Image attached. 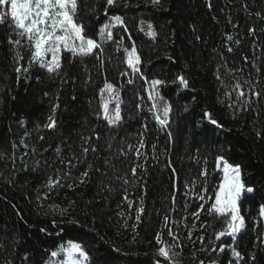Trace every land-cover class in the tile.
<instances>
[{
    "label": "trees",
    "instance_id": "16d2710c",
    "mask_svg": "<svg viewBox=\"0 0 264 264\" xmlns=\"http://www.w3.org/2000/svg\"><path fill=\"white\" fill-rule=\"evenodd\" d=\"M115 15L125 25L114 27L112 40H101L99 28ZM75 19L101 47L85 57L63 51L58 73L32 60L30 42L10 21L0 25V264H50L51 252L70 242L82 246L89 264H264L257 246L264 205V0H116L112 6L77 0ZM141 20L153 26L154 37ZM133 44L144 77L166 82L157 102L161 115L171 105L166 128L149 111L144 80L124 62L123 49ZM106 82L121 102L116 125L102 116ZM237 82L245 92L239 99ZM250 89L260 95L245 103ZM52 120L55 127H47ZM221 155L255 189L239 200L244 230L236 239L216 240L226 225L209 212ZM202 193L203 224L190 243L193 214L202 205L195 197ZM157 235L177 245L172 261L158 256Z\"/></svg>",
    "mask_w": 264,
    "mask_h": 264
},
{
    "label": "snow or ice",
    "instance_id": "6c2138e0",
    "mask_svg": "<svg viewBox=\"0 0 264 264\" xmlns=\"http://www.w3.org/2000/svg\"><path fill=\"white\" fill-rule=\"evenodd\" d=\"M116 0H106L107 6L114 5ZM153 4H158L160 0H152ZM10 6V10L3 11L0 10V25L5 24L10 21V27L13 31H17V35L21 38L26 37L30 42V46L33 48L32 60L37 62L43 68L47 70L48 73H58L62 67V51H67L73 56L85 57L94 53V51L101 47L97 40L89 38L84 34V26L81 23H77L75 17L77 13V0H0V9ZM210 6V5H209ZM105 15L107 16V11L105 10ZM145 22L140 21L143 25ZM124 26L125 22L123 17L119 15L112 16L108 23L103 24L99 28L100 39L103 40L105 35L108 40H112V28L114 26ZM126 27V26H125ZM152 25L149 23V34L153 37L156 35L152 31ZM254 31V30H252ZM199 39V37H197ZM230 40L231 37L229 36ZM8 42L10 44H19L20 41H13L9 38ZM117 50H120L119 48ZM125 53V63L127 68L131 70L133 76L139 74L140 78L144 80L145 84L148 85L146 89L148 91V99L152 101V106L149 111L153 112L154 118L157 123L166 128L169 123V116L171 112V105L165 104L163 107V112L158 110V101L163 100L160 95L159 88L165 85V81L161 79L148 80L144 77L141 72L140 65L142 63L141 57L133 44L131 48H124ZM229 51L231 49L229 48ZM99 58V57H98ZM16 72L21 71V67H17ZM123 77H127L129 73L127 71L120 74ZM179 85L187 89L189 82L181 75L178 78ZM219 79V76L217 77ZM128 83H133L132 79L128 80ZM233 90L237 92L238 99L245 96L244 90L241 88L239 82H237ZM101 97L103 99V93L107 91L109 93V98L103 100V118L108 122L109 125H116L122 120L120 105L118 100V93L116 88L111 83H105L104 88L101 90ZM249 99L245 103L250 102L252 96L259 97L260 93L252 91L250 89ZM226 95H231V93H226ZM112 99L117 100L114 113L109 112V103ZM231 107V105H230ZM204 116L213 125H218V122L212 119L211 114L205 112ZM47 127H55V121L52 120ZM171 134L169 133V136ZM99 137L97 136V139ZM42 139V137H41ZM143 141L141 140L140 146L135 149V155L137 158L141 155V148H143ZM131 148V146H129ZM84 153H87L89 149L85 147L83 149ZM95 152V147L92 148ZM71 163V161L69 162ZM217 167L224 173L223 183L220 184L219 190L215 194L214 203H212L209 212L214 213L222 217V223L226 227L215 233L216 240H220L225 235L235 237L237 233L241 232L244 228V218L240 215L239 211V200L241 196L245 193H253L255 189L253 187H247L242 180L241 168L239 165L233 166L229 164L223 155L216 158ZM222 165V168L220 167ZM139 166V165H137ZM131 174L133 177L136 176V166L131 169ZM83 176H87L88 173L84 172ZM202 175H207L206 170ZM58 183V181H57ZM83 183V180H81ZM124 183L127 184L128 180L125 178ZM206 192V189L202 190ZM127 199V196L124 197ZM198 199L204 200L205 196L200 194ZM211 199V197L209 198ZM131 201L129 206H131ZM173 203L175 200L173 199ZM203 206L201 205V210ZM140 213L143 212L141 207L138 210ZM193 215L199 216V213H194ZM260 215L264 217V205L260 206ZM137 220L140 216L137 215ZM165 227H168V217H164ZM168 235L172 236L173 239L177 237L173 234L172 230L168 229ZM190 235V234H189ZM200 241H203V237H199ZM158 243L162 246L158 250V256L164 258L167 261H172L175 255L172 249L177 247V245H169L161 240L160 235L156 236ZM215 251V249H213ZM60 252L65 253L68 257L66 264H89V255L79 243L70 242L67 247H61ZM172 253V255H170ZM58 252H51V256L56 257ZM234 256L237 260L243 259L240 252L234 251ZM255 260V256L251 257ZM155 264H160V260L157 259ZM173 264L175 262L173 261ZM200 264H204L203 261Z\"/></svg>",
    "mask_w": 264,
    "mask_h": 264
},
{
    "label": "rangeland",
    "instance_id": "374dc122",
    "mask_svg": "<svg viewBox=\"0 0 264 264\" xmlns=\"http://www.w3.org/2000/svg\"><path fill=\"white\" fill-rule=\"evenodd\" d=\"M151 3H153L152 2V0H149ZM7 9L8 10H10V6H8L7 7ZM117 26H119V25H117ZM146 26H148V24L147 25H141V29H145V27ZM114 27H116V26H114ZM114 27L111 29L112 30V32H113V29H114ZM152 31H154L153 30V28H152ZM148 32V34H149V30L147 31ZM150 35V34H149ZM151 37H153L152 35H150ZM131 48V47H130ZM129 48V49H130ZM63 52V51H62ZM37 63V62H36ZM38 64V63H37ZM39 65V64H38ZM40 67H42L41 65H39ZM43 68V67H42ZM45 69V68H44ZM147 88H148V85H147ZM118 93V92H117ZM147 94H148V91H147ZM109 98V93L107 92V91H105L104 93H103V100L104 99H108ZM118 100H119V105H120V98H119V95H118ZM116 104H117V100L116 99H112L111 100V102L109 103V112L110 113H114V109H115V107H116ZM102 116H103V108H102ZM221 168H222V165L220 166ZM216 170H217V172H220V174H221V181H220V183H219V185H218V187H217V190H216V192L219 190V186H220V184H222L223 183V179H224V173L220 170V168H218L217 167V164H216ZM202 195H204L205 196V199L204 200H200V199H198V196H196L195 197V195H191V196H194L196 199H197V201L198 202H200L201 204H202V206L204 207L206 204H207V196L204 194V193H202ZM244 195V194H243ZM242 195V196H243ZM241 196V197H242ZM214 203V202H213ZM202 212V210H200L198 213H199V216L197 217H195V223H194V225H193V227L191 228V230L189 231V234H188V240H189V242L191 243V242H194L195 240H196V233H197V231L201 228V226H202V221H201V218H200V213ZM207 212H208V210H207ZM259 215H260V212H259ZM260 218L262 219V221H263V232H262V234H261V236L259 237V239H258V241H257V246L259 247V248H261V249H263L264 250V217H262L261 215H260ZM243 230H244V228L243 229H241V232L240 233H242L243 232ZM240 233H237L236 235H235V237H232V238H234V239H236L239 235H240ZM231 237V236H230ZM69 245V243L67 244V246ZM66 246V247H67ZM68 260V257H67V255L65 254V253H62V252H60V250L58 251V255L56 256V257H53V259L51 260V262H50V264H66V261ZM212 264H214V263H212Z\"/></svg>",
    "mask_w": 264,
    "mask_h": 264
}]
</instances>
